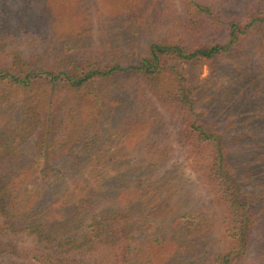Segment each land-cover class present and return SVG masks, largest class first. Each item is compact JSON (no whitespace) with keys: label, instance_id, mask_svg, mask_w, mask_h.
Returning <instances> with one entry per match:
<instances>
[{"label":"trees","instance_id":"obj_1","mask_svg":"<svg viewBox=\"0 0 264 264\" xmlns=\"http://www.w3.org/2000/svg\"><path fill=\"white\" fill-rule=\"evenodd\" d=\"M163 1L134 0L111 18L124 21L127 36L117 37L127 52L36 58L8 49L14 35L0 36V264H250L255 233L264 239V187H247L252 175L240 153L264 148V132L237 128L262 121L264 10L226 16L207 2L181 0L186 13L172 34L144 43L145 29L167 11L175 16ZM249 36L255 68L224 90L183 71L218 66ZM242 97L255 99L251 111ZM155 102L179 120L178 136L221 223L217 212L179 214L173 196L181 169L168 167L173 147ZM160 130L167 133L161 144L151 137ZM214 241L223 245L209 253ZM257 249L264 264V240Z\"/></svg>","mask_w":264,"mask_h":264},{"label":"rangeland","instance_id":"obj_2","mask_svg":"<svg viewBox=\"0 0 264 264\" xmlns=\"http://www.w3.org/2000/svg\"><path fill=\"white\" fill-rule=\"evenodd\" d=\"M132 1L134 0H0V36L14 35L12 38L9 36L6 39L8 49L16 48L18 52L33 54L36 58L43 56L44 53H54L58 52V50L63 53L62 56L65 55L69 60L80 59L83 56H86L85 59H87L89 56L99 54L104 50L110 51L113 48L127 52L123 37H117L120 32H123L124 37L127 36L120 29V25L124 21H121L120 18H115L117 21L115 22L111 18L119 16L122 8L124 10L129 9ZM168 1H163L164 7L167 10L169 9L170 12L174 10L175 16H170L169 11H167L168 16L160 22L159 26L156 25V29H145L147 35L141 36L144 43L151 40L153 35L172 34L176 17H182L186 13L181 0ZM200 1L207 2L212 7L222 10L226 16L235 15L236 17H242L246 11L253 8L264 10V0ZM48 10L53 12L52 16L54 19L48 18ZM41 19H44V23L40 22ZM54 20L55 23L52 22ZM116 23L119 25L118 28H116ZM20 26H24L25 30L21 29ZM253 35L254 33L250 36L255 37L257 33H255V36ZM250 36L246 39L245 48L237 49L236 53L224 56L220 59L218 66L214 67L210 64L185 65L182 66V68L184 67L183 71L196 75L197 79L193 82L195 84L205 85L210 83V90L219 92L221 89L224 90L227 86H231L234 79L237 77L245 78L253 71L252 68H255L253 52L256 49L254 48V42H250L252 38ZM246 57H252V60L249 61ZM54 59V57H50L49 60L53 61ZM234 67L240 68L241 73L239 76L226 72L229 70L227 68ZM167 80H169V76L164 79V81ZM243 85L241 84L240 89L245 90L248 88V85H244L245 87ZM248 97H242V100L249 101L247 103V111H251L255 105V99L249 100ZM143 99L145 102H149L146 100L147 98ZM150 100L153 102L152 99ZM258 100L263 101L262 111L264 112V99ZM155 106L159 114L164 115L162 120L169 133V142L173 147V158L168 163V167L174 165L181 169V179L176 182L178 188L174 187L177 191L174 192L173 196V202L179 209V214L183 215L186 210L195 212L202 209L203 212L209 213L210 217H213L215 212H217L219 214L218 221L221 223L222 213L213 200L209 186L202 180L200 171L190 163L191 159L187 153V148L178 136L180 129L179 120L173 112L167 110L158 102H155ZM263 112L259 118L262 121H250L249 126L246 128L241 126V129L237 128V131L254 130L258 135L262 134L259 132H264ZM238 114L236 111V115ZM240 119L241 117L239 116L238 120ZM138 130V133H141V129L138 128ZM137 136V134L133 135V138ZM165 136H167L166 131L160 130L151 137L161 144L164 143ZM134 140L130 142L131 145H134ZM240 156L247 160L248 170H250L252 175L249 177V186L247 187L250 189L254 186L264 187V184L261 183L264 179L259 178L261 175L264 176V148L260 147L258 151L253 152L250 145L246 151L241 149ZM136 158L137 153L131 155V161ZM174 188H170V190L173 191ZM190 220L193 221V218H190ZM221 227L220 224H217L218 230L222 229ZM263 240L262 234L257 231L250 254V264H258L260 258L257 254V245L259 241L263 242ZM221 245H223V241H214V244L212 246L210 244L206 251L209 253L217 252Z\"/></svg>","mask_w":264,"mask_h":264}]
</instances>
